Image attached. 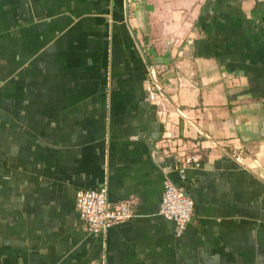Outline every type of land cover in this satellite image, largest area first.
<instances>
[{"label": "crops", "instance_id": "1", "mask_svg": "<svg viewBox=\"0 0 264 264\" xmlns=\"http://www.w3.org/2000/svg\"><path fill=\"white\" fill-rule=\"evenodd\" d=\"M163 137L198 143L180 236ZM99 187L133 216L92 235ZM92 260L264 264V0H0V264Z\"/></svg>", "mask_w": 264, "mask_h": 264}, {"label": "built area", "instance_id": "2", "mask_svg": "<svg viewBox=\"0 0 264 264\" xmlns=\"http://www.w3.org/2000/svg\"><path fill=\"white\" fill-rule=\"evenodd\" d=\"M149 94L158 90L157 77L154 71L149 72ZM160 146L166 156L174 159V170L178 176V183L166 178L158 203V214L175 226V235L180 236L187 228L194 211L193 200L185 194L183 182L186 170L198 168L201 165L200 155L195 143L193 149L188 148L179 139L163 137ZM74 207L82 228L89 234H105L112 227L118 226L133 216L131 208L125 204L112 205L107 198L105 187L96 189H79L74 195ZM89 264H103L92 260Z\"/></svg>", "mask_w": 264, "mask_h": 264}, {"label": "water", "instance_id": "3", "mask_svg": "<svg viewBox=\"0 0 264 264\" xmlns=\"http://www.w3.org/2000/svg\"><path fill=\"white\" fill-rule=\"evenodd\" d=\"M158 90L162 92V89H161V88H158ZM185 194H186L187 196H189L188 192H186V191H185Z\"/></svg>", "mask_w": 264, "mask_h": 264}, {"label": "trees", "instance_id": "4", "mask_svg": "<svg viewBox=\"0 0 264 264\" xmlns=\"http://www.w3.org/2000/svg\"><path fill=\"white\" fill-rule=\"evenodd\" d=\"M148 63H149V61H148Z\"/></svg>", "mask_w": 264, "mask_h": 264}]
</instances>
